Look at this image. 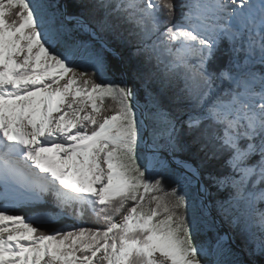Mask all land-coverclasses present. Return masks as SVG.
<instances>
[{
    "label": "snow or ice",
    "instance_id": "snow-or-ice-1",
    "mask_svg": "<svg viewBox=\"0 0 264 264\" xmlns=\"http://www.w3.org/2000/svg\"><path fill=\"white\" fill-rule=\"evenodd\" d=\"M261 204L264 0H0V264H245Z\"/></svg>",
    "mask_w": 264,
    "mask_h": 264
},
{
    "label": "rangeland",
    "instance_id": "rangeland-1",
    "mask_svg": "<svg viewBox=\"0 0 264 264\" xmlns=\"http://www.w3.org/2000/svg\"><path fill=\"white\" fill-rule=\"evenodd\" d=\"M179 16H180V13L178 15V19H179ZM114 46H116V48L118 49V52L120 53V60H121V63L123 65V63H125L130 71L132 72L133 69H136V68H140L141 70H148L149 68H152V64H148V65H144V56L143 55H140L138 57H134L132 55V52H133V48L130 47V46H124V45H120L118 43L116 44H113ZM154 63V62H153ZM113 79H119V77H112ZM97 79L99 80L100 78L97 77ZM111 101H108L106 100L105 101V104L108 105L110 104ZM215 164V162H213ZM218 167V166H217ZM223 171L227 172V169H223ZM166 188H168L169 186L166 184L165 185ZM227 190V196L229 195V192L231 191L230 189H226ZM226 196V197H227ZM220 198H223V197H220ZM260 208H264V204H261L259 205ZM215 211V210H214ZM222 220V219H221ZM226 224L229 225V223L227 221H225ZM224 222V224H225ZM219 228H222L221 226H219L217 224V231L220 235H224V234H227L226 231L224 230V233H221ZM229 233L231 234V237H238L240 243L242 244L241 247L235 245V243H232V241L230 240L229 242L232 243V247L235 251H238L240 252V255H241V258L245 261V264H252L253 261L256 262V264H264V257H261L259 255H256V256H249L246 252L242 251L245 243H246V235L244 233L241 232V227L240 225H237L234 229L231 227V229H229V227H227ZM254 231H258L256 229H253ZM215 238H216V232L215 231H206V232H203L201 234H199L197 236V239L198 240H207L209 242H214L215 241ZM238 247L237 248H235ZM249 248L253 247L252 245H248ZM258 260V261H257Z\"/></svg>",
    "mask_w": 264,
    "mask_h": 264
},
{
    "label": "trees",
    "instance_id": "trees-1",
    "mask_svg": "<svg viewBox=\"0 0 264 264\" xmlns=\"http://www.w3.org/2000/svg\"><path fill=\"white\" fill-rule=\"evenodd\" d=\"M178 15H179V9L177 10V14H176V17L174 18V20L178 19ZM113 47L118 51L116 46L113 45ZM217 57H218V60H217V62H215L212 65V67L217 69V70H219L220 68H224L227 65L228 57L223 55V50H221V52L217 53ZM109 60L112 63V65L117 69V71H116V73L114 74L113 77H115V76L119 77L120 71L122 70V68H124V69H126L128 71L129 83H136L135 81H133L131 79V71H130L129 67L125 63H123V65H121L120 60L117 57L112 56L111 54H109ZM137 87H139L138 84H137ZM226 189H228V188L221 189L218 193H217L216 189H212L213 197H215V196H219V197H223V198L226 197L227 196V190ZM24 212H26V209L21 208L18 211L17 214L24 213ZM85 221H86V226H93V227H99L100 226V222L96 221V219L94 217L90 216V215H87L85 217ZM222 221L225 222L224 220H222ZM64 223L70 225V224H73V223H80V221H78V220H67V221H64ZM225 225L227 227H229V229H231L230 225L226 224V222H225ZM57 226H59V225H57ZM47 230L50 231L51 229L49 228ZM219 230H220L221 233H224V230L222 228H219ZM234 238H235L234 239L235 245L241 247L242 244L240 243L238 237L234 236Z\"/></svg>",
    "mask_w": 264,
    "mask_h": 264
},
{
    "label": "water",
    "instance_id": "water-1",
    "mask_svg": "<svg viewBox=\"0 0 264 264\" xmlns=\"http://www.w3.org/2000/svg\"><path fill=\"white\" fill-rule=\"evenodd\" d=\"M118 59L120 60V57H119ZM120 62H121V60H120ZM121 65H122V63H121ZM212 215L216 217L217 224H218L219 226H221V227L226 231V233H227V235H228L229 237H231V234L229 233V231H228V229H227V226L224 224V222L221 220V218H220L219 216L216 215V213H215L214 210H213V212H212ZM235 248L238 249V247H236V246H235Z\"/></svg>",
    "mask_w": 264,
    "mask_h": 264
}]
</instances>
